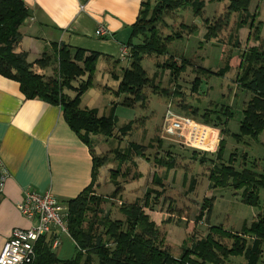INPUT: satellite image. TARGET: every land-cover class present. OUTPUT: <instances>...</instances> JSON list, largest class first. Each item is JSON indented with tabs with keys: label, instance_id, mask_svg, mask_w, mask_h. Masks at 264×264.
Masks as SVG:
<instances>
[{
	"label": "trees",
	"instance_id": "16d2710c",
	"mask_svg": "<svg viewBox=\"0 0 264 264\" xmlns=\"http://www.w3.org/2000/svg\"><path fill=\"white\" fill-rule=\"evenodd\" d=\"M218 1H228L227 10L214 23L206 19L207 39L217 38L230 25L232 15L239 13L236 30L239 31L249 25L251 29H255V39L263 42L261 46H253L242 55L240 65L242 73L238 76V81L251 93V98L243 108L239 132L231 133L238 142H244L246 137L259 141L260 135L264 132L262 22L256 24V15L249 11L252 0ZM205 6V0L142 1L139 16L130 26V37L125 43L128 49V56L125 59L129 64L121 66L119 75L115 69L122 59L117 57L114 61L115 69L112 70L113 78L119 81L114 92L124 97L118 103H113L110 114L100 115L98 108L81 107V100L83 94L93 85L98 60L105 55L69 44H54L55 53L46 51L35 61H28L27 52H18L17 47L23 39L20 28L30 16V11L24 0H0V74L18 81L21 91L27 98H41L53 105L61 106L69 126L90 146L93 159L91 183L76 197L67 201L68 232L76 244V255L70 259L60 258L51 246L52 238L44 236L37 241L35 246L37 256L30 264H231V257L240 256L245 260L242 264H264V212L251 224L245 223L240 232L226 229L223 225H211L206 237L198 239L191 247H185L180 256H175L163 247L157 223L145 212L148 199L145 205L140 199L123 202L120 210L125 218L113 219L110 212L100 208L105 197L98 195L94 188L100 169L108 163L109 158L94 152L91 145L92 135L101 134L107 138H114L116 129L123 137L132 132L135 119L118 127L116 106L120 104L134 108L142 104L148 98L145 95L147 87H152L153 91L158 93L159 86L155 84V77L150 76L143 61L153 56L166 58L169 44L175 39H181L183 30L189 28L184 25L182 31L164 36L159 27L163 17L188 7L202 17ZM194 28H191L192 32H195ZM54 62L58 64L57 73L54 75L39 71L53 66ZM156 66L168 69L172 80L175 81L181 72L192 66V61L188 58L180 61L170 56ZM230 70V63H226L217 71L202 66L196 69L198 73L207 76L209 74L225 76ZM201 83L202 78L199 75L194 80V89L197 90ZM71 91L74 95L70 93ZM177 91L179 94V90ZM184 110L193 115L198 114V110H191V106L185 105ZM224 115H227L225 123L233 117L229 106ZM203 117L206 122H210L208 113ZM217 117L222 118L221 115ZM225 131L229 133V130ZM225 149V141H222L216 154L217 164L212 168V186L235 191L243 189L242 202L260 206V189H264V169L259 173L255 162L249 166L247 153L242 154L241 169H238L235 166L237 151L231 153L228 163H225ZM145 150L144 145L135 142H130L127 148L114 149L113 154L119 160V167L116 172H112L113 176L117 178L121 165L131 161L134 154L144 155ZM201 160L204 162V157ZM160 163L168 169L175 168V160L172 158ZM194 181L191 188L194 187ZM114 182L118 184L117 180ZM118 192L119 190L115 189L110 197L114 199ZM206 204L204 208L207 207L210 214L213 201L209 200ZM224 240L231 242L228 244Z\"/></svg>",
	"mask_w": 264,
	"mask_h": 264
},
{
	"label": "rangeland",
	"instance_id": "374dc122",
	"mask_svg": "<svg viewBox=\"0 0 264 264\" xmlns=\"http://www.w3.org/2000/svg\"><path fill=\"white\" fill-rule=\"evenodd\" d=\"M205 1L202 17L188 7L169 13L159 24L164 36L182 31L184 25L189 27L183 30L181 39H175L169 44L167 57L174 56L180 61L188 58L192 61V66H188L174 81L168 69L156 66L159 62L163 63L167 57L153 56L145 59L143 64L150 76L155 77V84L159 86L158 93H155L152 87H147L145 95L148 98L142 104L134 108L120 104L116 106L118 127L135 119L131 133L123 137L116 129L114 138L100 134L92 137L91 142L97 155L109 158L108 163L101 167L94 186L96 193L105 197L100 208L110 212L113 219H124L120 210L123 202L140 199L145 205L148 199L145 212L157 223L163 247L175 256H180L185 247H191L198 239L206 237L211 225H223L226 229L240 232L245 223L251 224L264 212V189H260L261 205L251 206L242 202L243 189L235 191L221 186L214 187L211 182L212 168L217 164L216 154L222 141L226 144L225 163H228L229 155L237 151L235 166L238 169H241L244 153L248 155L249 166L255 162L259 173L264 169V132L259 141L246 137L244 142H238L231 135L239 132L243 108L251 98V93L238 81V76L242 73V55L253 46H261L263 42L255 39V29H251L249 25L236 30L239 13L232 15L230 25L217 38L207 39L206 19L214 23L227 10L228 1ZM249 11L256 15V24L262 22L261 37L264 41V0H252ZM190 27H195V32H192ZM121 63L123 66L129 64L123 60ZM226 63H230L231 70L225 76H207L196 71L200 66L217 71ZM57 66V62H54L50 69L39 71L54 75L57 73ZM118 73L121 74V69ZM199 75L202 83L195 90L194 80ZM107 83L112 86L116 84L107 71L106 62L100 60L93 85L83 94L81 105L90 104L98 107L101 115L110 114L113 103L121 101L124 95L118 96L114 91L105 90L101 85ZM185 105L191 106V110L197 109L198 114L193 115L185 111ZM227 106L234 115L225 123L227 115H224V111ZM169 109L176 114L193 117L201 123L220 129V142L215 147L217 150L196 149L186 145L182 137L167 135L164 130V117ZM206 113L210 122H206L203 117ZM225 129L229 130V133ZM130 142L144 145L145 154H134L131 161L121 165L116 178L112 172L118 169L119 160L115 158L113 151L116 148H127ZM203 157L204 162L201 160ZM170 158L175 160L173 169H168L160 163ZM115 180L118 181L117 185ZM193 181L195 184L191 188ZM115 189L119 192L113 199L110 195ZM209 200L213 201L210 214L208 208H204ZM89 216H92L91 213ZM47 238L51 239L50 236ZM59 240L60 245L54 252L62 259L73 258L77 252L73 238L62 232ZM224 242L229 244L231 241ZM244 261L242 256L230 259L231 264H242Z\"/></svg>",
	"mask_w": 264,
	"mask_h": 264
},
{
	"label": "crops",
	"instance_id": "0c3cea01",
	"mask_svg": "<svg viewBox=\"0 0 264 264\" xmlns=\"http://www.w3.org/2000/svg\"><path fill=\"white\" fill-rule=\"evenodd\" d=\"M142 1L24 0L30 16L20 28L23 39L17 51L27 52L30 62L46 51L55 53L54 44L98 51L105 55L98 62H106L113 77L115 59L127 60L121 56L122 49L126 47L130 26L139 16ZM100 26L107 30L104 37L96 35ZM118 66L117 73L123 65ZM115 82V86L100 85L115 91L119 81ZM81 107L98 108L90 104ZM0 163L7 173L0 198V252L13 229L32 225V219L18 208L28 190L52 192L66 204L92 180L91 148L69 126L62 107L41 98H27L18 81L2 74Z\"/></svg>",
	"mask_w": 264,
	"mask_h": 264
},
{
	"label": "built area",
	"instance_id": "2783aa9c",
	"mask_svg": "<svg viewBox=\"0 0 264 264\" xmlns=\"http://www.w3.org/2000/svg\"><path fill=\"white\" fill-rule=\"evenodd\" d=\"M96 35H107L105 27L100 26ZM123 58L128 56V49H122ZM164 130L169 136L182 137L188 146L203 150H217L220 142V129L201 123L193 117L176 114L169 109L164 117ZM6 171L0 163V196L2 195ZM19 210L32 219L28 228H15L0 252V264H30L36 259L35 246L37 241L46 236L52 238V248L60 245L59 236L62 232L69 234V207L52 192L39 193L28 190Z\"/></svg>",
	"mask_w": 264,
	"mask_h": 264
}]
</instances>
